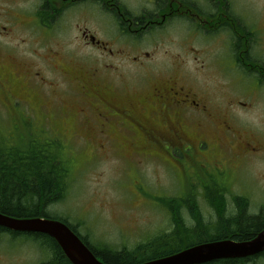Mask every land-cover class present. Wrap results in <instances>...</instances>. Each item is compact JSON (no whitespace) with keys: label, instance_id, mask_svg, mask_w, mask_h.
Wrapping results in <instances>:
<instances>
[{"label":"flooded vegetation","instance_id":"1","mask_svg":"<svg viewBox=\"0 0 264 264\" xmlns=\"http://www.w3.org/2000/svg\"><path fill=\"white\" fill-rule=\"evenodd\" d=\"M143 1L132 8L125 0H0V111L17 115L27 133L44 132L57 147L88 145L94 157L122 160L136 180L148 166L160 179L157 165L167 158L186 159L223 180L243 160L264 155V140L239 117V110L264 100V0H254L259 6L251 23L240 18L234 0ZM98 11L105 14L100 28L93 23ZM172 21L192 30L194 42L185 51L191 64L174 53L161 68L154 49L134 39L160 37ZM26 25L30 40H18L15 32ZM99 30L112 41L99 39ZM54 31L69 32L79 47L98 48L100 58L92 66L67 65L51 50ZM34 43V50H51L52 60L41 55L33 64L17 56L16 45ZM241 83L249 85L246 92ZM81 240L101 260L130 250Z\"/></svg>","mask_w":264,"mask_h":264},{"label":"rangeland","instance_id":"2","mask_svg":"<svg viewBox=\"0 0 264 264\" xmlns=\"http://www.w3.org/2000/svg\"><path fill=\"white\" fill-rule=\"evenodd\" d=\"M125 1L132 8L138 3V0ZM234 1L237 3L240 18L244 22L251 23L254 19V11L259 4L254 0ZM140 2L145 3L143 0ZM71 14L72 12L68 11L67 18ZM96 17L97 19L93 20L94 27L100 28L105 14L98 11ZM164 27L160 37L156 34H147L134 40L140 41L148 51L154 49V63L158 67L168 66L174 53L180 54L190 65L191 61L185 51L189 49L187 46L194 42L191 28L186 29L187 25L182 21H172ZM21 30L24 33L17 31L15 37L17 34L18 40L22 36L30 40L27 35L32 31V27L26 25V28ZM42 30L41 27L38 28V32ZM107 34L99 30L97 37L104 41L111 40L110 33L107 32ZM197 35L210 41L207 35L201 33ZM201 38L195 43L201 44L203 42ZM50 43L51 50L58 53L60 60L67 61L69 66H73L70 61H74V65L80 64L75 66H92L100 58L96 53L98 48L85 49L77 46L75 37L67 31H54ZM35 44L31 47L25 44L16 45L17 56L24 61L31 59L33 64L37 59L42 60L41 57H37L41 55L48 59H43L44 61L52 60L51 50L39 47L34 50ZM31 48L34 50L33 54H31ZM46 75L51 80L50 75L47 73ZM241 86L240 90L246 92L249 85L241 83ZM64 87L65 90L61 88L60 90L67 91L66 83ZM58 93L62 95L63 92ZM242 96L245 95L241 94L239 98ZM237 107L240 108V103ZM236 112L238 110L234 113ZM231 113L229 117L233 122L234 113ZM11 115L13 119L6 110L0 111V139L5 141L4 143L13 148L19 144L23 146L28 143L30 133L34 136L32 139L35 142L46 138V134L38 130L26 133L27 130L21 125L22 120L13 113ZM239 115L245 128L253 129L257 138L264 140V100L258 98L251 109L239 110ZM236 126L234 124V127ZM59 152L62 161L67 165L70 185L61 201L45 207L46 213L49 216L66 218L93 244L104 242L113 248L125 246L127 249H132L138 243H146L159 235L172 232L173 213L164 208L166 197L177 196L180 203L187 201L192 204V195H194L204 223L211 226L217 222L218 218L203 194L205 196L206 193L215 194L219 189L227 188L224 193L227 200L225 216L235 214L232 202L234 195H243L247 198L246 215L259 213L264 215V155L251 157L252 159L243 160L239 164L236 162L232 167L235 169L238 164L237 169L232 175L225 173L226 177L223 180L209 177L211 173L199 172L186 159L167 158L157 165V175L160 179L156 177L153 167L148 166L143 171L142 182L140 179V181L135 179L131 168L122 160L111 158L105 153H98L94 157L93 150L88 145L78 147L63 145L59 147ZM181 211L185 224L192 227L194 222L189 211L185 209L186 214H189L188 217L182 209ZM15 236L17 235L0 232V264H44L53 259L48 249L39 248L41 243L38 241L33 242L32 239L24 236L19 238ZM197 238V236L189 237L187 241L191 242ZM259 258L241 261L238 264H263V260Z\"/></svg>","mask_w":264,"mask_h":264},{"label":"trees","instance_id":"3","mask_svg":"<svg viewBox=\"0 0 264 264\" xmlns=\"http://www.w3.org/2000/svg\"><path fill=\"white\" fill-rule=\"evenodd\" d=\"M30 133V132H29ZM1 135V134H0ZM25 145H15L13 148L0 139V212L14 217H50L66 223L81 239H88L78 232L75 225L66 218L49 216L46 206L61 201L67 194L70 181L68 169L60 157L59 147L53 140L46 138L35 142L31 133ZM3 137V136H2ZM14 145V144H13ZM67 170V171H66ZM225 189H219L215 194H203L218 218L214 225L204 223L195 197L192 204L187 201L180 203L177 197L165 199L166 208L173 213L172 232L164 233L149 240L146 245L136 246L134 251L108 253L102 256L108 264H137L146 260L173 254L185 247L220 239L245 241L253 238L264 229V215H246L248 200L243 195H234L232 202L235 214L226 215ZM181 204V205H180ZM237 208V210H236ZM181 209H187L193 219L192 227H188L181 215ZM0 232L25 237L41 243L39 248L48 249L53 259L44 264H71L56 241L41 233H18L0 227ZM183 234V236H180ZM189 242V237H195ZM43 246V247H42ZM260 257L264 264V251L247 259H226L203 264H238Z\"/></svg>","mask_w":264,"mask_h":264},{"label":"water","instance_id":"4","mask_svg":"<svg viewBox=\"0 0 264 264\" xmlns=\"http://www.w3.org/2000/svg\"><path fill=\"white\" fill-rule=\"evenodd\" d=\"M0 227L15 232L41 233L52 237L71 264H108L99 260L62 221L48 217H14L0 212ZM264 251V229L252 239L215 240L184 248L173 254L137 264H203L221 259H240Z\"/></svg>","mask_w":264,"mask_h":264},{"label":"bare ground","instance_id":"5","mask_svg":"<svg viewBox=\"0 0 264 264\" xmlns=\"http://www.w3.org/2000/svg\"><path fill=\"white\" fill-rule=\"evenodd\" d=\"M204 243V242H203Z\"/></svg>","mask_w":264,"mask_h":264}]
</instances>
